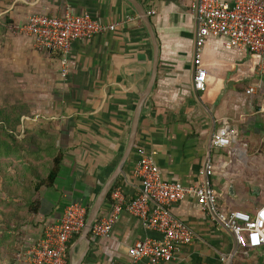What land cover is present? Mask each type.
Instances as JSON below:
<instances>
[{
  "label": "crops",
  "instance_id": "obj_1",
  "mask_svg": "<svg viewBox=\"0 0 264 264\" xmlns=\"http://www.w3.org/2000/svg\"><path fill=\"white\" fill-rule=\"evenodd\" d=\"M135 1L150 19L157 70L132 151L108 193L120 188L125 200L139 193L132 170L141 150L151 156L163 181L187 188L201 183L204 162L210 159L219 210L254 215L264 192V66L253 54L227 50L225 39L211 37L202 50L205 91L195 92L196 22L190 3ZM66 12L89 13L115 29L74 42L63 79L57 54L36 51L30 38L15 35L9 27L24 25L33 14ZM1 17L9 24L0 38L2 90L31 110L22 119V129L49 134L55 152L63 156L54 185L36 196L37 213L19 228L13 243L0 244V264H26L17 255L42 238L44 226L57 223L71 204H82L89 213L115 172L152 77L154 51L145 25L125 0H0ZM225 122L236 128L235 142L228 148L211 147L212 135ZM108 210L106 197L98 217ZM171 211L195 240L163 264H264V245L237 246L231 233L201 210L194 195H186ZM82 235L69 241L66 264L124 262L134 243L158 237L124 212L108 239L89 233L86 241Z\"/></svg>",
  "mask_w": 264,
  "mask_h": 264
},
{
  "label": "built area",
  "instance_id": "obj_2",
  "mask_svg": "<svg viewBox=\"0 0 264 264\" xmlns=\"http://www.w3.org/2000/svg\"><path fill=\"white\" fill-rule=\"evenodd\" d=\"M190 7L196 22L193 56V89L205 91L206 71L202 67V50L207 39H225L227 50L248 52L264 66V1L263 0H184ZM154 15V12H150ZM115 25H104L89 13L66 12L61 16L33 14L24 25H12L15 35L30 38L38 52H50L59 56L60 75L69 73V53L76 41H86L106 31H114ZM248 93H253L249 89ZM235 127L226 122L212 135L213 148H228L236 139ZM213 165L206 159L202 181L198 186L183 187L179 183L163 181L150 155L139 151V160L132 170L140 184L139 193L125 200L120 188L110 192L109 210L94 222L90 235L95 239H108L120 215L124 212L137 220L157 238L137 241L127 250V260L113 264H163L177 256L185 246L195 240V234L172 214V207L192 194L201 210L214 222L231 233L237 246L257 249L264 245V192L262 205L254 215L241 211L223 212L217 205L216 193L211 184ZM88 209L82 204L69 205L60 220L46 224L42 238L29 249L17 255L26 264H66L69 241L79 235L85 226Z\"/></svg>",
  "mask_w": 264,
  "mask_h": 264
},
{
  "label": "trees",
  "instance_id": "obj_3",
  "mask_svg": "<svg viewBox=\"0 0 264 264\" xmlns=\"http://www.w3.org/2000/svg\"><path fill=\"white\" fill-rule=\"evenodd\" d=\"M30 111L25 103L0 110V208L7 210L0 211V244L6 240L13 243L19 228L37 213L36 196L41 188L54 185L63 159L61 152H55L49 134L22 129V119L30 117ZM16 161L25 174L17 170L10 175L8 168L14 167ZM11 179L15 188L6 182ZM117 186L116 182L113 188Z\"/></svg>",
  "mask_w": 264,
  "mask_h": 264
},
{
  "label": "water",
  "instance_id": "obj_4",
  "mask_svg": "<svg viewBox=\"0 0 264 264\" xmlns=\"http://www.w3.org/2000/svg\"><path fill=\"white\" fill-rule=\"evenodd\" d=\"M127 1L137 12L139 18L141 19V21L143 22V24L145 25L148 34L150 36L151 39V43L153 45V51H154V64H153V73H152V77L149 83V86L147 88V91L145 92V94L141 97L137 108L135 110L134 113V117H133V121H132V127H131V131H130V136H129V141L126 147V150L122 156V159L119 163V165L117 166L115 172L113 173V175L111 176V178L109 179V181L106 183L105 187L103 188L101 195L99 196V198L97 199V201L95 202L93 208L89 211L86 222H85V226L83 229V239H85L87 241V236L90 232V229L92 227V225L94 224V222L98 219L99 216V212L102 206V203L104 202V200L107 197V194L109 192L110 186L112 184V182L115 180V178L122 172V168L127 160V158L129 157L133 145H134V141H135V136H136V131H137V124H138V119H139V115L141 112V108L142 105L146 99V97L148 96L153 83L155 81V76H156V70H157V44L155 41V35L153 33V29L150 23V19L148 17V15L146 14V12L144 11V9L141 7V5H139V3L135 0H125ZM78 264V263H77Z\"/></svg>",
  "mask_w": 264,
  "mask_h": 264
},
{
  "label": "rangeland",
  "instance_id": "obj_5",
  "mask_svg": "<svg viewBox=\"0 0 264 264\" xmlns=\"http://www.w3.org/2000/svg\"><path fill=\"white\" fill-rule=\"evenodd\" d=\"M8 23L4 21V19L1 17L0 18V38H2L4 35H5V27H7ZM0 58H1V55H0ZM7 94V93H6ZM6 94L5 92H3L2 90V75H1V67H0V110L1 109H6V107L8 106H16L19 104L22 106L23 103V100H16V99H8L6 97ZM21 138V137H20ZM19 170V172L23 175L25 174L26 172L23 171V168L21 166H19V163L16 161L15 164H14V167H11V168H8V171L10 173V175H13L14 176V173L15 171ZM9 183V186L11 188H15V185L14 183L12 182V179L10 181H6ZM5 182V183H6ZM1 184V183H0ZM21 196V195H20ZM5 195L3 194L2 195V198H4ZM7 197V196H6ZM1 199V198H0ZM0 211L2 212H6L7 210L3 209V207L0 208Z\"/></svg>",
  "mask_w": 264,
  "mask_h": 264
}]
</instances>
